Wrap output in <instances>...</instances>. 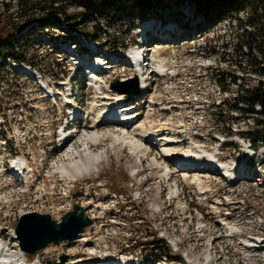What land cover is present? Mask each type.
<instances>
[{"label": "rangeland", "instance_id": "374dc122", "mask_svg": "<svg viewBox=\"0 0 264 264\" xmlns=\"http://www.w3.org/2000/svg\"><path fill=\"white\" fill-rule=\"evenodd\" d=\"M157 2L159 3L157 9L151 11L147 20L143 21V25L151 20V23L162 24V26H154L160 30L171 22L177 21L179 27L172 32L176 38L175 42L163 40L155 42V39H152L154 50L164 55H170L172 51L185 52L186 49H193L199 54L206 53L208 56L211 53L214 73L217 74L218 70L223 75L222 83L220 84L219 80L213 86L212 105L207 108L210 118L207 117L204 121L212 124L215 133H226L227 141L219 145V151L210 148L218 145L213 137L200 142L202 145H195L210 149L208 153L213 154L214 158L222 164L232 163V158L221 160L217 154L219 153L221 158L233 157L232 154L236 149L237 152L240 151L238 156H241L244 144L240 141V137L246 138V144H248L252 136L248 132L249 129L257 128L258 120L264 122V112L259 105L250 109L247 106H241L236 99L244 92V84L254 86L260 75L262 76L261 71H256V67L248 63L251 60L259 62L263 59L261 66H264L263 40L256 36L257 33L254 34L252 26L246 29L249 31L247 35H253L250 37H246L242 29L246 24L259 25V22L252 16V10L245 8H240L238 12L233 11L230 16L223 19H213L210 21L212 23H209L204 16H199V19L195 16L194 20L192 8L186 2L179 4V8L176 7L179 6L176 5V0H158ZM170 5L172 7H169ZM70 9L71 12L80 10L75 6ZM12 10H15V19L21 20L22 17H17L19 12L17 7H13ZM183 13L185 17H181ZM198 20H200L198 27L204 31L196 38L198 34L193 31L196 28L193 25ZM35 23L34 21L27 29L22 30L24 33L19 40L21 44L18 40H13L10 46H18L22 51L18 55L23 57L22 62L29 64L28 60L35 61L38 64L35 66L44 74L46 73L45 77L48 79L58 77L62 71L71 73L73 71L71 62L62 59L68 57V54L61 51L58 44V40L61 39L58 36L66 37L68 34L63 30L66 25L63 23L60 27L57 22L52 23V32L55 36L50 37L51 40L41 41L40 38L47 33H33L32 28ZM85 23L90 26L93 24L100 26L101 30L98 32L95 44L96 48L104 54L115 52L122 43L128 47L141 39L139 27L143 26L142 22L137 26L129 17L117 23L105 17H92L86 19ZM73 34L79 35L78 47L81 49L85 37L80 31H75ZM148 34L152 35V32ZM227 43L228 48L224 45ZM1 61L3 65H0V115L3 114L5 100L21 99L26 109V113L19 109L15 110L20 112L21 117L13 120V124L8 127L5 134L12 137L13 132L21 133L23 143L18 154L23 153L31 162H34L32 164L37 163L40 167L42 165V171L36 172L32 178L27 179L29 183L16 180L10 182L9 176L1 172L0 166V243L3 247L8 245L9 253L15 252L20 247L14 233L19 215L28 211H38L50 213L53 218L59 219L64 212L72 209L76 202L82 204L86 213L94 219V226L88 229L93 233L94 243L98 241V244H104L106 249L109 246V249H115L118 255L134 254L142 258L139 247H135V251L126 250L128 243H135L136 240H141L147 252L169 255L171 247L167 245L165 239L156 244L157 249L154 251L152 245H149L153 237L157 239L165 235L169 239H181L184 243L183 248L190 250L196 257L206 259L210 256L213 259L212 264H231V262L234 264L235 261L229 257V248L225 243L239 240L236 236L230 238L229 234L230 241L226 237H219L221 232L219 226L224 225H218L215 221L217 218L213 210L215 214L210 212L209 219L206 205L204 206L209 199L211 202L219 201L213 203L215 205L213 207L219 211L217 215H221L222 220L228 215L229 221L225 219L223 222L238 226L240 229H234L242 231L245 235L242 237L257 238L256 235L264 237V194L260 195L264 185L255 187L253 183L244 179L232 184L229 179L228 182L223 176L211 173H207L210 178L208 176L203 178L202 175H200L202 178L198 175L181 178L179 177V173L182 174L180 168L173 167L167 160L171 171L175 173L168 176L170 179L168 180L159 162L155 161V156L159 155L157 150L150 151L141 146L136 151L129 143L132 139V142L137 140L139 144V136L130 135L122 128L118 129L114 123H104L97 128L92 127L93 118L100 114L101 108L107 109L106 104L109 102L107 99L113 97L112 93L115 92L110 89V82L119 78L114 74V69L102 72L96 83L90 81L91 83L88 84L83 74L81 78L75 77L76 101H79L83 109L91 113L87 116V123L77 128L78 136L73 139L72 145L62 148L57 145L55 134L60 125L59 121L66 114L63 103L60 102V108L54 105L53 100H46L44 90L37 85L36 80L25 71H16L11 68L13 59L1 57ZM60 61V64H56ZM239 61L247 64V69L242 70L244 79L236 81L228 75V72H232L231 65H234L232 63L237 64ZM257 69L260 68L257 66ZM100 87L103 92L100 91L99 94ZM96 104L102 105L100 109L95 110ZM33 105L37 110L36 113L31 109ZM11 109L16 108L11 106ZM138 112L141 116L136 125L143 120L147 122L153 119L146 117L142 108ZM101 133L102 135L111 134L101 141H95L94 138ZM119 136L125 137L128 142L117 140ZM94 142L98 144L94 145ZM18 154L10 155L8 149L0 145V165L3 160L19 157ZM95 157L100 160L96 162ZM162 160H166L165 157ZM261 161L264 166L263 157L257 153V157L253 158L251 163L257 165ZM83 162L90 165L89 172L82 168ZM67 170L72 174H67ZM199 183L202 185L199 186ZM189 185L192 188L188 192ZM212 189L216 192L215 195L211 194ZM177 190L179 196L174 198ZM226 194H229V197L225 196ZM70 201L71 207H69ZM123 205L128 212L123 209ZM2 224L6 226H1ZM208 226L210 230H207ZM208 235L210 236V253L204 248ZM79 245V241H73L60 251L71 253L79 251V254H82L85 249H79ZM54 247L57 248L56 245L52 246ZM260 258L264 264V257Z\"/></svg>", "mask_w": 264, "mask_h": 264}, {"label": "trees", "instance_id": "16d2710c", "mask_svg": "<svg viewBox=\"0 0 264 264\" xmlns=\"http://www.w3.org/2000/svg\"><path fill=\"white\" fill-rule=\"evenodd\" d=\"M157 1L158 0H1L0 58L12 56L18 59L19 47L10 46V42H13L15 33L21 31L20 25L24 21L31 20L36 22L32 28L33 33L47 32L53 34L52 23L57 22L58 25L62 27L63 23L66 22L68 28H63V30L68 34L63 38H73V33L70 31L74 29L76 31H82L90 39H97L98 32L101 30L100 26L97 24L91 26L87 25L85 23L86 19L92 17H105L109 21L117 23L129 17L134 24L138 25L142 20L147 18L151 11L157 9L159 4ZM185 2L192 8L194 20L195 16L197 19H199V16H204L209 23H212L210 21L213 19L228 17L233 11L238 12L240 8L252 10V16L256 18L259 25L246 24L244 28H242L243 33L246 37L253 36L247 35L249 31L246 30L252 26L254 28V34L257 33L256 36L261 37L264 43V0H176V5ZM73 6L80 10L78 12H71L72 10L70 8ZM13 7H17V12L19 11L17 17H22L21 20L15 19V10H12ZM169 7H172V5ZM176 7L179 8L180 5ZM181 17H185V13H183ZM177 20H179V18H177ZM199 24L200 20L193 25L196 27L194 30L198 32L204 31V29L198 27ZM21 35L22 34H20V36ZM257 37L255 38L258 39ZM224 45L226 48L229 47L228 43ZM244 47L252 50L247 46ZM262 61L263 59L259 62L251 60L248 63V65H252L254 68L256 67V71H261L262 76L260 75L257 84L254 86L244 84V92L236 97V99H238V102H242L250 108L259 105L264 112V66H261V63H263ZM0 65H3L2 61ZM237 66L244 70L247 69V64L241 61L237 63ZM257 66L260 69H257ZM263 124V121L258 120L257 128L249 129L248 131L249 134L252 135L251 140L256 148L264 144ZM127 206L126 204V207ZM124 207L125 205H123V209L125 210ZM125 211L128 212V210ZM137 242L142 243L141 240H137ZM158 242L161 241L156 239L149 242V244L153 245V251L157 249L156 244Z\"/></svg>", "mask_w": 264, "mask_h": 264}, {"label": "built area", "instance_id": "2783aa9c", "mask_svg": "<svg viewBox=\"0 0 264 264\" xmlns=\"http://www.w3.org/2000/svg\"><path fill=\"white\" fill-rule=\"evenodd\" d=\"M137 60L140 59L139 68H142L143 77L147 80V85L151 86L149 96L146 101V112L151 115L154 110L159 116L158 123L162 124L166 134L173 136H183L190 133L194 138L198 136L199 127L206 116L205 107L213 101V86L219 82L221 74H215L214 61L200 55L195 50L191 52L174 53L170 57L159 56L158 52L150 47H143L137 50ZM135 54L128 52L124 62H120L119 73L121 79L131 76L137 67L129 64L134 60ZM213 70V71H212ZM169 108V111L165 110ZM15 116V115H14ZM2 118L6 117L3 112ZM8 117H11L8 114ZM72 130H69L70 132ZM7 141V140H5ZM12 180L15 176L9 175ZM207 230H210L208 226ZM204 248L210 253V236H207ZM182 240L177 239L175 244H181ZM258 244L249 246L245 243H238L229 251L237 264H263L264 250ZM209 249H206L208 248ZM192 250V249H191ZM56 255V254H54ZM186 259L197 264H210L209 259H203L191 254L186 249L184 252ZM106 253L96 256L97 259H105ZM252 258L253 261L248 260ZM234 262V264H235ZM88 264V263H87ZM233 264V262H231Z\"/></svg>", "mask_w": 264, "mask_h": 264}, {"label": "bare ground", "instance_id": "6f19581e", "mask_svg": "<svg viewBox=\"0 0 264 264\" xmlns=\"http://www.w3.org/2000/svg\"><path fill=\"white\" fill-rule=\"evenodd\" d=\"M154 25H155L154 23H151L150 21H147L145 23V25L139 27V31H140L139 35L144 36L145 33H148L150 28H152ZM155 30H158V29L155 28ZM159 38H160V40H163L164 38H166V39H169V38L175 39L174 36L169 35V34H165V35H163V37L159 36ZM150 40H152V38ZM94 81L97 82L95 79H94ZM120 95L121 94H119V93H115V92L112 93L113 97L107 99V101H109L106 104L107 109H102V108L100 109V107L102 106L100 104L99 105H97V104L95 105V107H94L95 110L100 109L101 111H100V114L97 117L95 116L93 118V123H92V127L93 128L100 127L104 123L110 122V123H114V125L117 126L118 129L122 128L124 130H127V132L130 133V135L139 136V139H140L139 144H138L137 140H136V142H135V140H133V142H132V139H131V141H129V143L132 144L133 149L136 150V151H138L139 147H141V146H144V149H147V150H150V151L157 150L159 152V155L155 156V161L157 163L159 162L158 164L161 165L160 168L164 170V172H163L164 176H167L168 174H170L171 168L166 163V160L162 161V157H165L168 161L174 162L176 165H178L181 168V170H182V176L181 177L182 178L183 177H189L191 175H198L199 178H202L200 175H202L203 178L206 177V176H208L210 178V175L205 173L207 171H210L212 174H216V172L211 171L207 167H204L203 169H200L201 168L200 165L192 166V164H190V163H192L194 161L200 163V162L208 160V159H210L211 164H214V162H216L217 159L214 158L213 154L208 153V152H210V149L203 148V147L197 146L195 144H189V145H187L185 147V145H184L185 143L180 142L179 140L169 139V138H167L165 136H159V134L157 132H160L163 129V128H161V124L160 123H156V122L149 123V122H146V121L143 120L138 125H134V126L131 127V125L135 122L136 119H138L140 117V115H136L135 119L132 120L131 123L123 121L122 117L128 116L131 113H125L124 111H120V109H121L120 103H119V99H121ZM66 101L68 103L70 102V100H68V99H66ZM72 102H73V106L74 107H76V108L79 107V104L77 102H75V101H72ZM69 105H71V104L69 103ZM75 112L76 111H74L73 113H75ZM116 115H118V117ZM128 123H129V125L127 126ZM119 126H121V127H119ZM114 130H116V129H114ZM69 133L73 135V139L78 136V133H76L74 130L70 131ZM69 133H67V134H69ZM110 134L111 133H106V134H103V135H102V133H101V135L98 134V136L95 137L94 140L95 141H101L105 137H108ZM160 135H162V134H160ZM64 138H65V136H64ZM117 140H119V141L123 140L125 142L126 141L128 142V140L125 137H122V138L120 137ZM162 140H163V142H160ZM76 151H78V150H76ZM144 151H146V150H144ZM262 151L264 152V148L262 149ZM184 157L188 159V163H186L185 161L183 163H186L188 165H182V164L178 163ZM15 159L16 160L13 162L14 167H17L18 173L21 176H23L22 177L23 181H25L26 183H29V181L27 179H29V178L34 176V172H32V170L36 169L38 171H42L39 164H37V163L32 164L29 161V158H27V157H26L27 160H25L23 157L15 158ZM99 160H100L99 158L95 157V161L96 162H98ZM231 165H232V163H225V164L220 163V166L223 167L224 169H227V170H231ZM82 168L84 170L88 171V172L91 170L90 165L87 162H83V167ZM66 172L69 175L72 174V172L69 171V170H67ZM231 172H232L231 173L232 175H231L230 178L224 177L223 175L222 176L226 180L229 179L233 183L234 179H232V178L235 176L236 173H234L233 171H231ZM198 180H196V181H198ZM198 185L200 186L202 184L199 183ZM204 186H202V187H204ZM205 187L207 188V186H205ZM199 189H201V187H199ZM199 191L200 190H198V192ZM219 221H220V218L217 217L218 225H224V226L230 225L231 226L230 222H223V221L219 222ZM234 236H236L237 237L236 239H238L239 241L241 240V241L247 243L250 246H253L255 244H259L257 242V238H254V237H247V238L246 237H242V234H241V232L239 230L232 228L230 233H229V237L231 238V237H234ZM213 249H214V247H213ZM109 255H111V254H109ZM24 258H25V256H24V253L22 252L21 249H18L15 252H10L9 253V252H7L5 250V248L2 245H0V264H22V261H23ZM113 258H116V257H113ZM93 259H96V260H98L101 263H104L107 260V259L100 260V259H97V258H93ZM207 259H209V257ZM130 260H131V257H128V256L118 257L116 259L117 262H124V263H127ZM29 264H36V263L30 262Z\"/></svg>", "mask_w": 264, "mask_h": 264}, {"label": "water", "instance_id": "95a60500", "mask_svg": "<svg viewBox=\"0 0 264 264\" xmlns=\"http://www.w3.org/2000/svg\"><path fill=\"white\" fill-rule=\"evenodd\" d=\"M30 24H32L30 20L23 22L21 29L27 28ZM110 86L113 90L126 94L128 99L141 92L140 79L137 75L124 81L115 79ZM92 223L93 220L86 215L85 209L75 203L73 209L66 212L59 221L50 213L27 212L19 218L15 232L20 248L27 253L35 254L50 244H60L76 238ZM68 258V254H63L59 262L49 260L47 264H65Z\"/></svg>", "mask_w": 264, "mask_h": 264}]
</instances>
